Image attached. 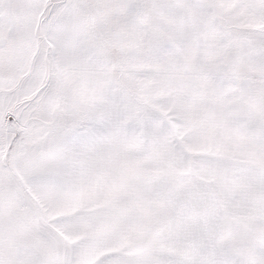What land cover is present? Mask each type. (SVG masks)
<instances>
[{"label": "snow or ice", "instance_id": "6c2138e0", "mask_svg": "<svg viewBox=\"0 0 264 264\" xmlns=\"http://www.w3.org/2000/svg\"><path fill=\"white\" fill-rule=\"evenodd\" d=\"M0 264H264V0H0Z\"/></svg>", "mask_w": 264, "mask_h": 264}]
</instances>
